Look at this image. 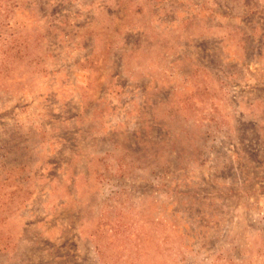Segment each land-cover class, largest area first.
Segmentation results:
<instances>
[{
  "label": "rangeland",
  "instance_id": "374dc122",
  "mask_svg": "<svg viewBox=\"0 0 264 264\" xmlns=\"http://www.w3.org/2000/svg\"><path fill=\"white\" fill-rule=\"evenodd\" d=\"M0 264H264V0H0Z\"/></svg>",
  "mask_w": 264,
  "mask_h": 264
}]
</instances>
